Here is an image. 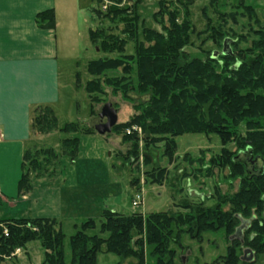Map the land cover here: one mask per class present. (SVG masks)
Wrapping results in <instances>:
<instances>
[{
	"label": "trees",
	"instance_id": "1",
	"mask_svg": "<svg viewBox=\"0 0 264 264\" xmlns=\"http://www.w3.org/2000/svg\"><path fill=\"white\" fill-rule=\"evenodd\" d=\"M213 1H209L211 7H214ZM139 2L134 0L131 6L121 10H94L101 20L123 23L122 34L126 39L108 34L102 27L88 30L87 37L92 45L98 46L104 54L118 53L119 56L92 60L87 64L91 79L86 83L85 91L91 104V116L96 115L94 106L99 105L107 94L103 86L112 89L113 93L121 92L126 100L133 98L128 96L129 91L146 96L144 104L134 105L137 113L130 120L111 129L110 134L129 145L126 153L120 156L122 159L119 157L123 160L121 166L125 168L127 158H130L129 164L140 155L145 165L152 164L153 152L157 151L158 145L161 157L173 164L178 159L177 137L185 134L216 136L221 147L209 158L206 167L203 157L194 160L186 154L182 161L190 166L193 163L203 165L193 170L195 178L203 173L211 179L214 171H227L225 178L230 187L238 181L237 191L222 193L219 186H215L210 197L200 195L193 199L189 193L184 194L180 203H174L173 210L149 215H124L104 208L100 214V233H106L107 237L87 236L85 231L93 229L95 222L89 219L82 223L69 239L71 257L68 263L64 254V234L57 220L0 219V264L14 258L11 255L15 250L26 251L33 242H38L43 250L42 264H97L99 253L114 255L120 263L133 259L136 264H183L180 260L183 235L202 242L205 234L217 232L224 234L228 245L226 255L212 264H254L257 257L264 254V28L255 30L257 41L245 51L233 53L230 48L231 55L228 56L219 55L213 59V52L205 60L188 61L183 49L189 42L190 32H194L190 20L194 0H160V12L155 15L163 17L167 12L170 26L164 27L163 32L142 27L141 35L137 32L138 23L144 19L138 12ZM236 11H241L250 23H259L257 11L242 1L232 12L218 15L221 20L225 17L235 20ZM203 13L205 15V11ZM180 16L182 20H179ZM206 20L209 22L208 18ZM38 23L42 28L53 27L52 13L40 14ZM220 31L215 30L211 35L215 42L219 39V47L226 39L235 45L234 40ZM127 40L133 41L134 49L131 54L123 55ZM119 68L120 77L106 76ZM132 76L137 80L135 85ZM133 126L141 129V137L133 132ZM32 131L41 135L55 131L72 135L60 143L61 155L71 162L79 154L78 136L96 134L89 127L73 123L58 128L56 115L49 106L35 109ZM58 158L51 147L33 145L27 149L22 158L19 193L30 192L33 187L31 177H43ZM185 172L182 177L187 176ZM167 173L154 162L153 168L145 173V183L162 186ZM138 183L134 178L130 185L138 190ZM210 201L212 205L208 206ZM242 222H245V228L241 238L231 239ZM146 247L149 249L148 261ZM245 249L253 252L252 262L241 260Z\"/></svg>",
	"mask_w": 264,
	"mask_h": 264
},
{
	"label": "rangeland",
	"instance_id": "2",
	"mask_svg": "<svg viewBox=\"0 0 264 264\" xmlns=\"http://www.w3.org/2000/svg\"><path fill=\"white\" fill-rule=\"evenodd\" d=\"M108 8L118 10L125 9L133 4L134 0H126L123 4L110 0ZM160 0H140L138 12L144 21L138 23V34L141 35V28H150L154 31L163 32L164 27H169L167 12L163 17L156 16L160 12ZM169 1V0H166ZM210 0H194L190 8V20L194 27V32H190L188 44L184 47L183 53L187 55L188 61L191 59L205 60L213 52H221L218 40L215 42L211 35L215 30L221 29L225 37L234 40L235 45L229 44L232 52L247 50L257 41L254 34L258 28H264V0H214V7L210 6ZM242 1L245 5L251 6L258 13L259 23H250L243 17L241 11H236L235 20L225 17L220 19L218 13L228 14L232 12L234 6ZM170 5V4H169ZM168 9L172 10L170 6ZM101 9L100 0H81V14L78 22L75 24L73 36L69 39L72 46H69L68 60L64 62V94L59 107H55L58 128L65 124L73 123L81 127H89V122L96 115L91 116V104L85 91L86 83L91 79L87 72V64L92 60L105 58H119L118 53L104 54L98 46L92 45L88 40V30L103 28L108 34H115L126 39L122 34L124 24L110 19L101 20L92 10ZM107 8V9H108ZM204 9V10H203ZM102 10V9H101ZM218 13H216V11ZM205 11V15L203 13ZM206 16V17H205ZM206 18L209 19L207 22ZM182 20V16L179 17ZM141 24V25H140ZM229 34V35H228ZM227 35V36H226ZM138 40H141L138 37ZM221 43H223L221 41ZM98 45V44H97ZM147 44L145 43L144 46ZM134 49V43L127 40L123 55L131 54ZM120 68L115 72H108L107 77L121 76ZM132 84L137 80L134 76L131 78ZM106 96L102 97L101 103L94 106L95 112L101 110L105 104H110L116 113V124L127 122L134 116V105L144 104L146 96L128 92L132 100H126L121 92L113 93L109 87H102ZM133 132L142 136V131L138 126H133ZM128 134V133H127ZM37 141L34 145L37 148H53L59 158L52 162V167L48 169L43 177H31L33 189L39 194L54 195L53 201L47 199L50 195L44 197L40 205L43 211L57 213V221L60 225L64 238L65 260L70 261L71 251L69 239L79 229L80 225L89 219L94 220V228L85 231L87 236H98L105 239L106 233H100L101 211L104 208L119 212L124 215L132 213H141L149 215L151 213L166 212L173 210L174 203H180L184 194L195 197H210L213 194V188L219 186L222 193H234L238 189V181L235 180L229 186L230 182L226 179L227 171H214L211 179H207L203 173L193 175V170L206 167L209 158L217 154L220 150L219 139L216 136H204L199 134H185L176 138L177 158L173 164H169L165 158L161 157L160 145L154 151L153 160L158 163L160 168L167 170L166 182L162 186L149 185L145 183V173L153 168V164L145 165L143 156L139 159L125 160V168L121 166L119 157L126 153L129 145H125L120 137L108 133L105 135L91 134L80 135L79 154L74 162L63 157L61 154V141L72 135H64L58 132H51L48 135H41L34 132ZM233 148V145L229 146ZM188 154L194 160L203 157L204 164L193 163L190 166L182 161ZM121 158V157H120ZM122 159V158H121ZM183 171L187 176L182 177ZM138 179V190L132 188L130 182L132 179ZM17 184L12 188V198H3L0 205V219L12 220L25 218L32 208L31 202H24L21 194L18 192ZM141 195L142 203L138 207L131 204L132 198ZM1 196V194H0ZM202 197V196H201ZM46 202V203H45ZM208 206L212 202H208ZM31 217L30 215H28ZM30 219V218H29ZM32 219V218H31ZM74 226H77L75 228ZM183 249L180 260L183 264H212L214 260L226 255L228 242L222 232L205 234L202 242L191 240L188 236L181 237ZM178 251L176 248H174ZM149 249L145 248V254L148 259ZM180 252L178 251V254ZM43 250L38 242H33L22 251L20 255L5 262V264H42ZM97 264H136L133 259H128L120 263V259L111 254L99 253L97 255ZM222 264V263H219ZM254 264H264V254L257 257Z\"/></svg>",
	"mask_w": 264,
	"mask_h": 264
},
{
	"label": "crops",
	"instance_id": "3",
	"mask_svg": "<svg viewBox=\"0 0 264 264\" xmlns=\"http://www.w3.org/2000/svg\"><path fill=\"white\" fill-rule=\"evenodd\" d=\"M80 7L81 0H0L1 199L12 198L10 190L18 187L23 154L38 139L32 131L35 109L49 106L55 113L62 101L64 62ZM47 12L52 13L54 25L42 28L38 16ZM20 194L32 206L26 213L31 217L25 218L57 220L55 211L39 206L46 195H50L47 203L54 195L39 194L33 187Z\"/></svg>",
	"mask_w": 264,
	"mask_h": 264
},
{
	"label": "water",
	"instance_id": "4",
	"mask_svg": "<svg viewBox=\"0 0 264 264\" xmlns=\"http://www.w3.org/2000/svg\"><path fill=\"white\" fill-rule=\"evenodd\" d=\"M231 41L226 39L223 41L222 51L220 53L214 52L213 59L221 56L231 55V50L229 44ZM116 124V113L111 108L110 104H105L100 111L96 113V116L90 120L89 128L94 131L98 135H105L111 132V129ZM245 228V222H242L241 226L236 230L235 234L231 239H240L242 236V231ZM254 258V254L251 250L245 249L243 251V256L241 258L242 261L252 262Z\"/></svg>",
	"mask_w": 264,
	"mask_h": 264
},
{
	"label": "built area",
	"instance_id": "5",
	"mask_svg": "<svg viewBox=\"0 0 264 264\" xmlns=\"http://www.w3.org/2000/svg\"><path fill=\"white\" fill-rule=\"evenodd\" d=\"M122 1V0H121ZM100 2H101V9L103 10V11H106L107 10V8H108V6H109V4L111 3V1L110 0H100ZM126 2V0H123V4ZM1 139H2V135L0 134V141H1ZM142 203V197H141V195H136V197L134 198V200H132V206L133 207H138L140 204ZM6 233V231L4 232V234ZM21 254V251L19 250V249H17V250H15V252L11 255L12 257H16V256H18V255H20Z\"/></svg>",
	"mask_w": 264,
	"mask_h": 264
}]
</instances>
